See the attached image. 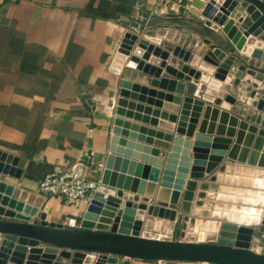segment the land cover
Here are the masks:
<instances>
[{
    "label": "water",
    "instance_id": "95a60500",
    "mask_svg": "<svg viewBox=\"0 0 264 264\" xmlns=\"http://www.w3.org/2000/svg\"><path fill=\"white\" fill-rule=\"evenodd\" d=\"M200 8L207 24L220 28L229 46L226 51L220 43L211 44L218 62L210 57L206 60L217 63L214 74L192 66L195 55L179 68L168 63L170 48L158 45L155 38H140L138 34L126 35L111 66L118 74L125 65L156 76L164 70L175 80L169 83L174 93L130 82L121 89L108 153L102 166L95 168L102 190L90 206L93 210L99 208L98 203H111L116 208L111 227L94 229L48 222L44 212L37 216L38 206L19 199L13 185L0 181V235L7 239L0 251V264L35 262L38 254L34 249L41 244L48 246V252L52 248L54 253L62 251L53 264H68L69 251L88 255L70 264H129L131 260L264 264V254L250 248L253 235H257L252 227L242 226L250 236L240 244L236 233L241 225L229 222L222 224L217 242H206L203 232L194 242L144 237L141 230L130 233L120 227L128 207L133 208L129 218L135 222L152 215L148 205H158L172 210L180 207L185 220L183 235L186 233L190 215L199 214V207L208 197L209 185L202 183L199 187L195 179L199 177L195 173V145L207 130V120H201L206 101L224 84L233 83L246 72L253 74L255 64L264 62V0H205ZM248 103L264 113V95L254 92ZM257 121L264 125L263 116ZM161 149L167 151L165 158L160 156ZM24 164L19 157L0 149L1 174L20 178ZM88 168L91 163L75 166L74 176L82 178ZM225 170L220 168L221 172ZM212 180L227 181L222 174L214 175ZM194 206L198 210L194 211ZM169 229L171 235L174 225Z\"/></svg>",
    "mask_w": 264,
    "mask_h": 264
},
{
    "label": "crops",
    "instance_id": "0c3cea01",
    "mask_svg": "<svg viewBox=\"0 0 264 264\" xmlns=\"http://www.w3.org/2000/svg\"><path fill=\"white\" fill-rule=\"evenodd\" d=\"M201 2L205 0H183L179 12L162 13L154 0H0V149L25 162L20 178L0 173V181L13 185L19 199L38 206L37 216L44 212L48 222L65 226L111 227L113 218L107 227L99 219L86 224L91 210L87 203L70 205L61 197L47 196L39 182L48 174L89 163L86 176L98 179L95 168L102 166L108 153L125 83L175 92L169 86L174 77L164 70L156 76L127 65L119 74L111 69L127 34L157 39L158 45L172 50L168 63L178 68L190 55H195L197 65L213 43L229 49L220 28L207 24ZM161 150L163 157L167 151ZM258 157L237 156L239 163L230 172L241 184L264 179ZM97 206L98 212L116 209L111 203ZM180 215L177 208L175 216ZM155 217L152 221L162 228L159 233L169 234L171 219ZM169 236L191 241L183 229L174 228ZM34 250L38 259L26 264H53L62 256V251L48 252L42 244ZM68 253V264L88 256ZM129 264L166 263L131 260Z\"/></svg>",
    "mask_w": 264,
    "mask_h": 264
},
{
    "label": "rangeland",
    "instance_id": "374dc122",
    "mask_svg": "<svg viewBox=\"0 0 264 264\" xmlns=\"http://www.w3.org/2000/svg\"><path fill=\"white\" fill-rule=\"evenodd\" d=\"M209 57L218 62L213 56L212 46L209 48L208 53L201 56V59L197 61V65L194 64L193 66L202 72L214 74L216 64L206 60ZM174 63H176V60H174ZM202 64L208 65L210 70L203 69ZM255 65L253 74L248 75L246 72L241 78H235L233 83L227 84L224 91L221 89L218 92L211 93V99L206 101L207 105L201 120H207V130L205 135L198 137L199 140L195 145V173L199 174V177L195 179L199 182V187L202 183H207L209 189H206L208 197L204 199L203 206L199 207L200 213L190 215L185 234L188 237L190 236L191 241H198L200 232L208 233V237H220L224 222L241 225L240 232H249L242 226L255 228L257 235L264 228L262 224L264 179L258 178L257 181H252L251 184L245 186L237 179L238 175L228 171L227 173L220 171L222 166L228 169V165L231 169H234L235 164L239 163L237 156H259L257 163L264 166V125L257 121L258 118L264 117V113L251 107L248 103L254 92L264 95V72L261 71V69H264V62ZM214 93H219V96L217 95L218 99L214 97ZM166 155L167 153H164L163 158ZM191 155L193 158L194 151ZM221 174L223 176L226 174L225 179L227 181L212 180L214 175L219 177ZM98 179L100 180V176H98ZM197 208L198 206H194V209ZM105 209H102L99 213L101 214ZM127 209L126 216H130L133 208L128 207ZM179 211L181 215L176 220H169L168 228L174 225V228H178L179 231L182 229L185 220L180 207ZM147 216L140 217L143 229H141V232L144 233H142V236L157 237L159 234L166 235L159 233L162 232L161 227H157L156 220H154L155 222L152 221V217L155 219L157 217ZM257 235H253V238H257ZM160 239L177 240L170 239V236H161ZM6 240L5 236L0 235V251Z\"/></svg>",
    "mask_w": 264,
    "mask_h": 264
},
{
    "label": "built area",
    "instance_id": "2783aa9c",
    "mask_svg": "<svg viewBox=\"0 0 264 264\" xmlns=\"http://www.w3.org/2000/svg\"><path fill=\"white\" fill-rule=\"evenodd\" d=\"M182 1L183 0H154V3L157 7V12L177 13L179 12V5ZM39 188L43 194L52 197H61L70 205L87 203L90 207L93 205L95 197L102 190V184L99 179L90 178L86 176V174L82 178H76L74 176V168H72L46 175L40 180ZM263 219L264 215L262 216V221ZM208 235V233L204 235V240L207 242H217L219 240V236L208 237ZM161 236L169 237L168 234H159L157 237L149 236V238L160 239ZM257 237L256 243L252 242L250 248L264 254V228L260 230Z\"/></svg>",
    "mask_w": 264,
    "mask_h": 264
},
{
    "label": "bare ground",
    "instance_id": "6f19581e",
    "mask_svg": "<svg viewBox=\"0 0 264 264\" xmlns=\"http://www.w3.org/2000/svg\"><path fill=\"white\" fill-rule=\"evenodd\" d=\"M202 66H203L202 67L203 69L207 68L210 70V67L208 65L202 64ZM147 209H148V211L152 210V215H155L158 217L167 218V219H171V220H176V218H177L175 216V210H172L170 208H164V207L158 206V205H154L153 207H149V205H148ZM112 213H114V211H112L110 208H106L101 214L96 210H89V212L87 213L86 224H90L94 220L99 219L101 222H103L102 223L103 226L107 227L109 222L111 221V219L114 217V214H112ZM129 219H130L129 216H125L123 222L120 224L121 230H123L125 232H130V233L139 232L141 230V227H142L141 220H137L135 222L134 221L130 222L131 219L130 220ZM239 232H240V230H239ZM239 232L236 233V236H237L236 239H237L238 244L246 242L249 239L250 232H246V231L244 232L243 231V232H240V234H239ZM230 233H232V232L230 231ZM257 238H254V240L252 242H256Z\"/></svg>",
    "mask_w": 264,
    "mask_h": 264
}]
</instances>
